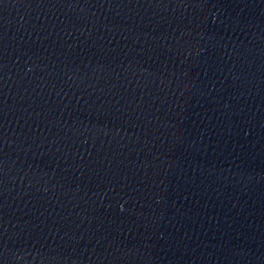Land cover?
I'll use <instances>...</instances> for the list:
<instances>
[{"label":"water","instance_id":"1","mask_svg":"<svg viewBox=\"0 0 264 264\" xmlns=\"http://www.w3.org/2000/svg\"><path fill=\"white\" fill-rule=\"evenodd\" d=\"M0 264H264V0H0Z\"/></svg>","mask_w":264,"mask_h":264}]
</instances>
